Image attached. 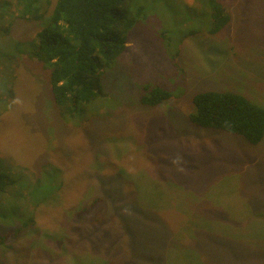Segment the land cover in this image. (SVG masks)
Wrapping results in <instances>:
<instances>
[{
	"label": "rangeland",
	"instance_id": "374dc122",
	"mask_svg": "<svg viewBox=\"0 0 264 264\" xmlns=\"http://www.w3.org/2000/svg\"><path fill=\"white\" fill-rule=\"evenodd\" d=\"M8 1L0 48L15 52L39 24L16 17ZM197 1L150 0L103 79L105 96L67 121L40 62L19 55L6 67L0 56V97L10 102L0 116V172L20 185L37 182L43 163L63 170L46 177L55 194L41 203L23 204L24 190L0 191V235H8L0 264H242L198 248L199 228L224 234L234 218L251 244L264 238L256 233L264 207L250 211L264 206V139L253 145L189 118L206 90L264 107V0H218L232 18L214 34L211 20L192 18L202 14ZM156 87L172 96L142 104ZM249 254L243 264H261Z\"/></svg>",
	"mask_w": 264,
	"mask_h": 264
},
{
	"label": "trees",
	"instance_id": "16d2710c",
	"mask_svg": "<svg viewBox=\"0 0 264 264\" xmlns=\"http://www.w3.org/2000/svg\"><path fill=\"white\" fill-rule=\"evenodd\" d=\"M13 1L16 5V17L27 22H37L39 27L33 36L15 41V52L0 48L3 63L6 62V67H9V61L12 63L19 55H27L40 62L47 71L46 83L56 109L67 121L85 111L86 106L97 98L105 96L103 79L123 54L130 30L147 17L146 8L150 0ZM197 3L202 14H193L192 18L211 20V34L219 32L231 21L230 13L218 0H198ZM9 5L8 0L0 3V17L4 18V11H7ZM186 7L193 8L190 5ZM11 22L8 26L0 22V35L10 31ZM10 66L12 67L11 64ZM8 70L6 68L4 72L10 75L11 70ZM171 96L169 90L156 87L141 97V103L153 106ZM9 103V100L0 97V104L4 107V111L0 110V116L9 110ZM193 103L195 111L189 118L194 125L241 135L253 145L264 139V107L246 95L230 90H206L196 93ZM52 172L58 174L63 170L52 162L43 163L41 178L37 182L23 181L20 185L18 178L11 173L0 172V191L24 190L23 204L41 203L55 194V187L45 181ZM99 202L96 199L90 207ZM262 207L264 206H250V211L260 216ZM26 225L27 222L20 226ZM229 228L231 231L224 234L211 230L210 227L199 228L197 247H214L223 258L236 259L242 264L245 255L252 253L264 264V244H261L264 238L252 241L254 244H251L243 229L244 223L238 219H230ZM21 229L17 228L16 232ZM256 233L264 237V227ZM7 236L0 235V244L5 242ZM185 260L184 264H193V258ZM198 264L207 263L200 259Z\"/></svg>",
	"mask_w": 264,
	"mask_h": 264
}]
</instances>
